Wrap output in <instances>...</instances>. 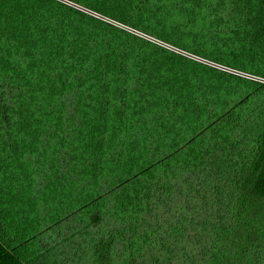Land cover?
Masks as SVG:
<instances>
[{
    "label": "trees",
    "instance_id": "trees-1",
    "mask_svg": "<svg viewBox=\"0 0 264 264\" xmlns=\"http://www.w3.org/2000/svg\"><path fill=\"white\" fill-rule=\"evenodd\" d=\"M126 28L264 77V0H0V264H264V82Z\"/></svg>",
    "mask_w": 264,
    "mask_h": 264
},
{
    "label": "built area",
    "instance_id": "built-area-1",
    "mask_svg": "<svg viewBox=\"0 0 264 264\" xmlns=\"http://www.w3.org/2000/svg\"><path fill=\"white\" fill-rule=\"evenodd\" d=\"M130 30H131L132 32L138 33L137 31H134V30L131 29V28H130ZM138 34L141 35V34H143V33H138ZM143 35H145V34H143ZM145 36L147 37V39L150 38V39H154V40L158 41L159 43L156 42V43H158V44H160V42H162L161 40H158V39H156V38L150 37V36H148V35H145ZM151 41H153V40H151ZM153 42H155V41H153ZM162 43H164V42H162ZM164 44H165V43H164ZM166 45H167V44H166ZM166 47H168L169 49H172V50H174V51H177V52H179V53H181V54H183V55H186V56H188V57H190V58H193V59H195V60H197V61H199V62H201V63L207 64V65H209V66H212V67H214V68H217V69L223 70V71H225V72H228V73H231V74H234V75H239V76H242V77H246V78H249V79H253V80H256V81L264 82V77H261V76H258V75H254V74H251V73H247V72H244V71L238 70V69H236V68H233V67H230V66H227V65H224V64L218 63V62H216V61H213V60H210V59H207V58H204V57H201V56H198V55L192 54V53L187 52V51H184V50H182V49H178L177 47H173V46H170V45H168V46H166Z\"/></svg>",
    "mask_w": 264,
    "mask_h": 264
},
{
    "label": "rangeland",
    "instance_id": "rangeland-1",
    "mask_svg": "<svg viewBox=\"0 0 264 264\" xmlns=\"http://www.w3.org/2000/svg\"><path fill=\"white\" fill-rule=\"evenodd\" d=\"M97 16H99V15H97ZM99 17H101V18H103V19H105V17H102V16H99ZM105 20H107V18L105 19ZM107 21H110L109 19L107 20ZM110 22H112V23H115V24H117V25H121V24H119V23H117V22H115V21H110ZM122 26V25H121ZM127 30H130V29H128V28H126ZM142 36H144V37H146L145 35H143V34H141ZM147 38V37H146ZM148 39H150V38H148ZM150 40H153V41H155V42H158V41H156V40H154V39H150ZM159 43V42H158ZM160 45H162V46H168V45H166V44H164V43H162V42H160ZM168 48V47H167Z\"/></svg>",
    "mask_w": 264,
    "mask_h": 264
}]
</instances>
